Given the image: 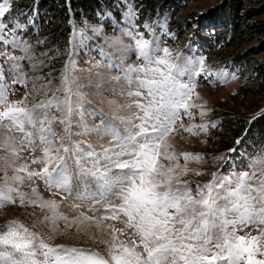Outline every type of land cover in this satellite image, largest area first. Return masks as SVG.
<instances>
[{
	"label": "snow or ice",
	"instance_id": "snow-or-ice-1",
	"mask_svg": "<svg viewBox=\"0 0 264 264\" xmlns=\"http://www.w3.org/2000/svg\"><path fill=\"white\" fill-rule=\"evenodd\" d=\"M6 11L7 8L0 7V46L11 43L13 51L20 50V45L26 44L23 38L13 35L12 41L4 39L8 33L21 28L17 23L9 29L3 23ZM132 15L135 18V14ZM129 24L133 30L124 34L135 41L138 58L144 62V67H121L123 57L120 64L115 65L127 83L135 87L127 96L136 100L128 105L112 101L109 106L115 112L125 107L138 109L132 117H114L124 125V133L100 110L87 113L99 120L89 127L84 107L88 102L71 77L75 69L74 58L70 57L69 65L61 74L60 96L34 106V109L45 110L42 112L22 106L21 101H9L11 87L3 82V64L0 63V127L24 133L25 140L34 145L33 133L25 132V127L35 129L39 124L40 142L44 145L46 157L32 160L34 164L43 165L42 171L33 172L26 167L15 171L27 172L29 182L42 180L49 189L56 190L54 195L63 192L66 197L81 201L80 205H73L74 208L94 202L87 212H80V224L87 222L99 227L104 220L126 218L122 221L125 228L109 226L111 239L103 242L106 245L103 254L92 249L50 246L23 224L10 221L0 233V264H264V145L260 146L255 157L249 156L246 147L229 150L243 157V167L250 170L212 173V182L198 184L195 189L189 186V181L182 180L187 175V167L181 169L178 163H174L177 158L165 149L171 147L167 141L177 130L175 126L181 110L189 117L193 115L190 109L196 105L189 101L197 87L196 78L204 70L205 57L173 63L167 46L149 41L144 32L137 37L138 27L132 20ZM142 27L151 33L149 24ZM92 30L103 31L95 27ZM78 31L82 34V30ZM75 38L74 33L73 40ZM110 43L121 52L128 49L119 38H113ZM161 52L163 56L159 55ZM0 57L3 63L17 59L9 51L0 52ZM185 77L188 82L184 81ZM231 78H237L236 74L233 73ZM114 79L119 81V77ZM49 117L53 122H49ZM61 126L64 135H60ZM77 128L85 134L95 133L100 140L110 137L114 143L101 144L98 151L92 143L82 144L73 139L70 146L65 147L66 137L81 134L74 131ZM197 128L207 132L209 126L192 125L184 131L193 132ZM242 140L243 136L237 138L235 144L240 146ZM12 154L17 153L13 150ZM189 158L190 154L185 153L184 160ZM191 158L204 159L202 156ZM216 159L223 161L225 156ZM230 159L235 161V157ZM15 180L19 186L25 183V178L20 175H16ZM73 180L76 182L75 193ZM31 193L36 196L37 189L32 187ZM13 194L19 197L20 206H24L28 194L20 187L7 186L0 189V208L16 203ZM37 199L42 200V197ZM114 200L122 203L117 205ZM27 202L37 206L35 200ZM46 205L53 218L59 215V207L54 201H45L38 206ZM101 208H106L111 215L87 214L100 212ZM60 219L68 221L67 216H60ZM125 229H132L135 237H130L128 243L117 236L127 235Z\"/></svg>",
	"mask_w": 264,
	"mask_h": 264
},
{
	"label": "rangeland",
	"instance_id": "rangeland-1",
	"mask_svg": "<svg viewBox=\"0 0 264 264\" xmlns=\"http://www.w3.org/2000/svg\"><path fill=\"white\" fill-rule=\"evenodd\" d=\"M223 1L115 0L116 13L104 10L94 19H84L80 25H77L72 17L71 20L75 24L74 32L71 33L68 44L61 48L49 42L53 18L47 7L41 9L38 0L33 2L0 0V7L8 9L2 18L3 23L9 29L17 23L21 25L20 29L8 33L4 39L12 41L15 35L26 41V44L20 45V50L16 51H13L11 43L6 47L0 46V52L9 51L17 57L15 61L7 63H3V58L0 57V63L3 64V82L11 87L8 99L10 102L21 101L22 106L34 109V106L52 100L53 96H60L59 89L62 87L60 77L69 65L71 57L75 60V69L71 72V77L79 85V92L88 102L84 107L89 127L97 124L99 120L98 117L95 119L89 117L87 113L100 110L124 133V125L114 117H132L138 109L125 107L115 112L109 105L112 101L128 105L136 100L127 96L135 87L130 86L115 67L120 64L122 57L124 64L121 67L128 65L144 67V62L138 58L135 41L124 34L127 30H133L129 24V20H132L138 27V31L135 32L137 37L140 32H144L149 41L154 40L161 47L167 46L172 53L173 63L181 64L189 58L205 57L204 70L196 78L197 87L189 101L190 104L196 105L190 109L193 115L189 117L181 110L180 119L175 126L177 130L170 134L167 141L171 147L165 149L177 158L174 163H178L181 169L187 167V175L181 179L189 181V186L195 189L198 184L212 182V173L228 174L231 169L250 170L243 167L245 165L243 157L237 153H230L229 150L246 147L249 156L252 157L259 152L255 145L258 136L253 126L256 120L264 115V82L257 80L253 74L256 61L264 58V52H261L263 49L259 47V38L254 36L242 21L236 30L221 21H212L211 11L218 9ZM260 1L247 0L246 6H256ZM149 4L154 7L152 15L146 11ZM258 19L264 20V14ZM145 23L151 26V33L142 27ZM93 27L103 31L94 32ZM78 30H82V34ZM113 38L122 40L123 44L128 46L127 51L121 52L111 46L110 41ZM159 55L163 56V53ZM12 64L17 66L10 67ZM208 72L213 75H206ZM233 73L237 78H231ZM114 77H119V81ZM16 80L19 82L14 83ZM184 81L188 82L187 77ZM121 92L124 95H119ZM49 122H53L52 117H49ZM200 124L208 125V131H200L198 128L193 132L184 131L185 128ZM212 124L216 127L212 128ZM39 129V124L35 129L28 125L25 127V132L33 133L32 139L35 143L32 145L25 140L24 133L14 128L8 131L6 127H0V189L7 186L20 187L28 194L24 206H20L19 197L13 194L16 203L0 208V233L5 231V226L10 221H17L31 232H35L50 246L77 247L105 253L106 245L103 242L111 239L108 234L109 226L125 228L122 223L125 217L121 216L119 220H104L99 227L90 226L87 222L80 224L78 222L80 212H87L94 202L83 203L81 208H74L72 206L80 205L81 201L66 197L63 192L54 195L53 192L56 190L49 189L42 180L29 182L26 178L27 172L15 171L21 167L33 172L42 171L43 165L32 163L33 159H46ZM74 131L81 134L66 137L65 147H69L73 139L82 144L92 143L98 151L101 144L108 146L114 143L110 137L100 140L95 133L85 134L78 128ZM60 135H64L62 126ZM242 136L241 145L237 146L235 141ZM13 150L16 155L12 154ZM185 153L190 154L187 161L184 160ZM194 156H202L204 159L202 161L192 159ZM221 156H225V159L218 162L216 158ZM231 157H235L234 162ZM16 175L25 178L23 186L17 185ZM32 187L37 189L36 196L31 193ZM75 191L76 182L73 180V193ZM37 197H42V200ZM29 199L35 200L37 206L29 204L27 202ZM45 201H54L59 207V215L53 218L49 206H38ZM114 203L119 205L122 202L114 200ZM87 214L111 215L106 208H101L97 213ZM46 216L48 219H45ZM60 216H67L68 221L60 219ZM125 231L127 235L117 234L120 240L128 243L130 237L135 239L132 236V229Z\"/></svg>",
	"mask_w": 264,
	"mask_h": 264
},
{
	"label": "trees",
	"instance_id": "trees-1",
	"mask_svg": "<svg viewBox=\"0 0 264 264\" xmlns=\"http://www.w3.org/2000/svg\"><path fill=\"white\" fill-rule=\"evenodd\" d=\"M33 2L35 0H28ZM115 0H38L41 9L48 8L52 13V28L49 32V42L55 47L64 48L72 33L71 18L80 25L86 18L94 19L96 15L108 10L116 13ZM247 0H224L215 11H211L212 21L218 20L235 30L242 21L246 28L259 38L260 48L264 52V20L258 19L264 14V0L256 6H246ZM105 7V8H104ZM153 5L149 4L146 11L152 15ZM255 78L264 82V58L256 61ZM232 125V124H231ZM240 127V126H239ZM258 136L255 145L259 148L264 145V115L256 120L253 126ZM242 128V127H241ZM237 132V131H236Z\"/></svg>",
	"mask_w": 264,
	"mask_h": 264
},
{
	"label": "water",
	"instance_id": "water-1",
	"mask_svg": "<svg viewBox=\"0 0 264 264\" xmlns=\"http://www.w3.org/2000/svg\"><path fill=\"white\" fill-rule=\"evenodd\" d=\"M71 21H72V24L74 25L73 20H71Z\"/></svg>",
	"mask_w": 264,
	"mask_h": 264
}]
</instances>
